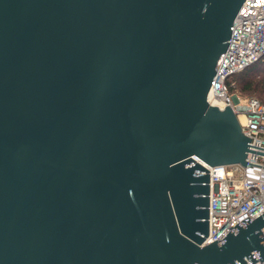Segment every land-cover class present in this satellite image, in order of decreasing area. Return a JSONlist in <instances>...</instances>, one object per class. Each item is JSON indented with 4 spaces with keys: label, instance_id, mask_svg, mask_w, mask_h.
Masks as SVG:
<instances>
[{
    "label": "water",
    "instance_id": "water-1",
    "mask_svg": "<svg viewBox=\"0 0 264 264\" xmlns=\"http://www.w3.org/2000/svg\"><path fill=\"white\" fill-rule=\"evenodd\" d=\"M245 0H0V264H253L209 234L251 136L208 95Z\"/></svg>",
    "mask_w": 264,
    "mask_h": 264
},
{
    "label": "built area",
    "instance_id": "built-area-1",
    "mask_svg": "<svg viewBox=\"0 0 264 264\" xmlns=\"http://www.w3.org/2000/svg\"><path fill=\"white\" fill-rule=\"evenodd\" d=\"M226 51L219 57L208 99L225 109L231 105L243 132L251 136L246 165L210 166L209 234L202 246L224 236L246 217L264 212V103L231 91L229 76L264 58V0H245L231 27ZM264 232V228H263ZM253 264H264L258 259Z\"/></svg>",
    "mask_w": 264,
    "mask_h": 264
},
{
    "label": "trees",
    "instance_id": "trees-1",
    "mask_svg": "<svg viewBox=\"0 0 264 264\" xmlns=\"http://www.w3.org/2000/svg\"><path fill=\"white\" fill-rule=\"evenodd\" d=\"M230 90L243 96H254L264 103V58L229 76Z\"/></svg>",
    "mask_w": 264,
    "mask_h": 264
}]
</instances>
